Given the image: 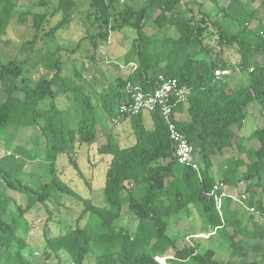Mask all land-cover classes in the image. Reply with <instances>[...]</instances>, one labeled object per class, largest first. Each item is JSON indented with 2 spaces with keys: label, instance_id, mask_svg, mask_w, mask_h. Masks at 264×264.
Segmentation results:
<instances>
[{
  "label": "trees",
  "instance_id": "1",
  "mask_svg": "<svg viewBox=\"0 0 264 264\" xmlns=\"http://www.w3.org/2000/svg\"><path fill=\"white\" fill-rule=\"evenodd\" d=\"M20 1L0 0V40L13 19L31 27L34 35L21 44L22 55L35 53L39 44L68 26L78 7L77 0H37L44 7L55 3V13L62 16L46 30L48 14L18 11ZM87 1L88 19L94 18L96 33L81 39L79 45L88 40L96 49L112 33L126 28L136 33L132 42L135 60L128 63L131 67L127 77L115 76L110 90L99 96V104L112 113L113 122L119 108L135 91L154 92L160 77L176 80L189 93L185 103L178 102L173 107V114L187 113L190 119L180 121L172 115L171 122L192 145L199 165L196 170L179 164L168 121L159 108L149 111L151 130L144 126V112L129 117L136 138L133 145L122 147L112 134L106 133V143L98 148L102 156L110 157L104 198L101 204L88 199L83 211L96 215L101 229L115 233L110 239L120 242L117 249L107 247L101 258H109L112 264H264V254L259 259L263 244L239 239L241 234L264 238V229L252 233L246 226L256 224L255 212L264 214L263 201L254 199L256 188L264 189V127L247 139L240 135L252 103L259 104L264 117V23L260 21L252 27L257 20V10L252 5L260 2L264 7V0H229L227 8L217 4L215 14L221 15L217 19L206 11L204 0ZM147 27L154 30L151 36ZM234 55L239 56L237 61ZM1 56L0 53V85L7 97L0 103V132L12 125L38 129L49 161L50 179L33 186L32 180L19 176L26 170L25 163L9 162L20 156L0 151V264H34L25 254L28 242L24 236L28 235L22 232L20 220H25L35 206L53 201L58 192H74L56 173V161L59 155L67 154L82 175L74 158L75 146L97 143L96 105L85 97L87 110L67 127L64 114L54 102L47 113L35 105L46 98L55 101L60 93L72 90L63 78L61 61L55 62L51 78L41 77L28 87L23 77L26 60L16 57L2 62ZM217 71L229 74L218 78ZM235 71L249 75L248 86L230 85L229 76ZM233 150L238 155L229 157L227 154ZM219 159L221 162L216 163ZM220 184L229 195H234L240 184H247L244 193L249 195L248 200L237 205L227 196L218 209L215 190ZM216 192L221 194V190ZM192 204L199 207L212 233H225L232 248L230 261H218L212 249L199 253L200 246L196 244L180 248V237L169 235L171 220L181 214L189 219ZM252 207L254 212L247 209ZM241 212L248 214L246 220ZM126 215L138 222L137 227L131 233H117V225ZM44 237L46 259H59L51 264H63V254L69 256L71 264H84L93 252L94 237L86 227L70 228L54 236L47 228ZM171 251L173 255H169ZM251 252L253 259L249 257Z\"/></svg>",
  "mask_w": 264,
  "mask_h": 264
},
{
  "label": "rangeland",
  "instance_id": "2",
  "mask_svg": "<svg viewBox=\"0 0 264 264\" xmlns=\"http://www.w3.org/2000/svg\"><path fill=\"white\" fill-rule=\"evenodd\" d=\"M78 7L74 12L71 23L61 29L54 37L46 39L43 44L36 47L35 53L30 52L22 55L21 44L31 40L34 30L29 26H22L11 21L2 41L0 40L1 61L7 62L16 57L20 61L26 60L24 78L27 79L28 87H33L41 77L51 78L55 72L54 64L60 60L63 65V78L66 83L72 86V90L67 93H60L55 101L50 98L36 103L39 111L47 113L51 103L54 102L56 107L62 111L65 117L67 127L72 126L82 117L87 110L85 97L91 98L94 106V115L98 123V141L90 146H75V161L80 169L81 174L74 169L70 163L67 154H61L56 161V173L61 181L72 189L74 192L60 193L54 195L53 201L46 205H38L32 208L25 216V220H20L21 230L25 235L28 246L25 254L34 264H51L59 259H46L44 251L46 242L44 232L48 228L54 236L70 228L83 227L87 228L94 237L93 252L86 259L84 264H112L109 258L102 259L101 256L107 253V247L117 249L119 240L110 239L115 236L113 232H106L101 229L100 219L90 213L83 214L85 202L91 199L96 204L103 201V188L105 185V176L110 161L109 156H102L98 148L106 143V133L114 136V140L122 147L133 145L136 142L135 135L131 128V119L128 117L117 124H113L112 113L105 111L99 104V96L105 94L112 87V80L116 77L126 78L131 65L135 60L132 51V42L136 33L130 29H124L112 33L107 42L99 43L95 49L93 45L84 40L80 45L81 39L96 33L94 18L88 19L89 2L87 0H77ZM245 1V0H243ZM205 9L209 13L215 14L217 4L227 8L229 0H204ZM253 9L257 10V20L253 22L256 26L258 22L264 23V7L260 2L253 3ZM18 11H33L35 13H47L48 22L46 30L57 24L62 16L55 13V3L52 6H39L37 0H21ZM216 15V14H215ZM221 18L216 15L214 19ZM227 24V23H226ZM148 35H152L154 30L151 27L146 28ZM212 43L216 45L215 38ZM75 49L76 53H70ZM234 61L239 56L234 55ZM229 83L233 87H245L249 85V75L235 71L229 76ZM107 89V90H106ZM7 97V93L0 85V103ZM116 110V109H115ZM178 120L188 121L189 114L177 112ZM143 122L147 130L153 129V120L149 111L143 113ZM264 127V117L260 112V106L257 102L252 103L247 108V117L244 121L241 137L247 139L258 129ZM0 151L5 155L14 153L20 157H12L10 163L17 165L25 163L26 170L19 176L25 180H32V185L47 182L50 179L49 161L45 155L43 139L35 127H19L12 125L0 132ZM229 157L237 156V151L233 150L227 154ZM216 163H220L219 159ZM247 188V184H240L237 192L233 196L239 197ZM255 201L261 200L264 203V189L257 187L255 190ZM12 196H19L12 194ZM102 199V200H101ZM237 205L241 204L236 201ZM127 208H125V211ZM242 213V212H241ZM189 214V213H188ZM243 219L248 217L247 213H242ZM82 217V219H80ZM80 219V220H79ZM256 224L248 223L246 226L254 233L258 229H264V214L255 212ZM137 221H134L130 215L118 223L117 233L134 232L137 227ZM27 231V234H26ZM171 237H180L178 245L183 246L198 245L199 253H204L208 249L216 252V259L221 262H227L231 259L232 248L225 233H212L211 228L204 222V217L199 207L192 204L190 206V218L185 214L175 217L171 220L168 231ZM189 233V234H188ZM233 234V229H229ZM108 234V235H107ZM239 239L250 241L251 244L261 242L262 251L259 252V259L262 260L264 254V238L253 239L241 234ZM99 243V246H98ZM171 251L169 255H173ZM254 258V253L249 255ZM63 264H71L67 254L61 256ZM264 262V261H263Z\"/></svg>",
  "mask_w": 264,
  "mask_h": 264
},
{
  "label": "built area",
  "instance_id": "3",
  "mask_svg": "<svg viewBox=\"0 0 264 264\" xmlns=\"http://www.w3.org/2000/svg\"><path fill=\"white\" fill-rule=\"evenodd\" d=\"M228 71H217L216 76L222 77L228 75ZM189 91L185 87H180L176 80H167L163 77H160L157 88L154 92L145 94L141 91H135L128 103L122 105L117 113V116L113 119V124H117L125 117H132L141 112L152 111L156 108H159L164 118L168 121L169 130L171 138L176 144V155L180 165L182 166H191L196 170H199V165L193 157V147L188 142L186 137L181 133L171 122V116L176 117V113L173 114V107L178 102L185 103L187 101V95ZM7 155H11L8 153ZM221 190V194H218L216 191ZM231 196L235 201L243 204L244 201L248 200L249 195L243 193L238 198L229 195L226 191V188L223 184H220L216 187L215 190V199L217 202V208L220 209L222 201L225 197ZM245 204V203H244ZM250 212H254V208H247Z\"/></svg>",
  "mask_w": 264,
  "mask_h": 264
},
{
  "label": "crops",
  "instance_id": "4",
  "mask_svg": "<svg viewBox=\"0 0 264 264\" xmlns=\"http://www.w3.org/2000/svg\"><path fill=\"white\" fill-rule=\"evenodd\" d=\"M178 119V118H177ZM182 121V120H181Z\"/></svg>",
  "mask_w": 264,
  "mask_h": 264
}]
</instances>
